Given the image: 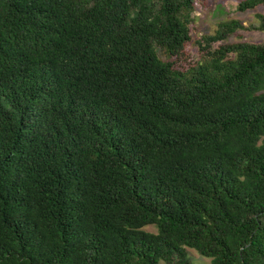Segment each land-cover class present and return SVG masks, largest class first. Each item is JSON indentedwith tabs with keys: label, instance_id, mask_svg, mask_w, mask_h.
Returning <instances> with one entry per match:
<instances>
[{
	"label": "trees",
	"instance_id": "1",
	"mask_svg": "<svg viewBox=\"0 0 264 264\" xmlns=\"http://www.w3.org/2000/svg\"><path fill=\"white\" fill-rule=\"evenodd\" d=\"M204 1L0 0V264H264V15L191 62Z\"/></svg>",
	"mask_w": 264,
	"mask_h": 264
},
{
	"label": "rangeland",
	"instance_id": "2",
	"mask_svg": "<svg viewBox=\"0 0 264 264\" xmlns=\"http://www.w3.org/2000/svg\"><path fill=\"white\" fill-rule=\"evenodd\" d=\"M241 0H205L197 6L195 13L196 21L191 26L192 42L185 54L186 60L195 61L201 56L199 41L206 35H212L218 29L220 23L237 20L244 26L257 24V14L264 15V6L258 7L253 11L238 12L237 6ZM237 42H264V33L259 31L239 30L230 36L227 43ZM147 231L156 232L154 227H147ZM189 257L195 264H211V259L201 256L193 249H187Z\"/></svg>",
	"mask_w": 264,
	"mask_h": 264
}]
</instances>
